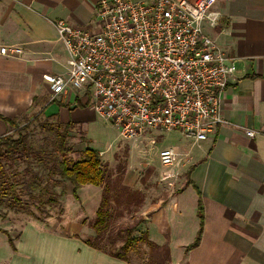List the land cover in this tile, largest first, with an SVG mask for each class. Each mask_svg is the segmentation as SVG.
I'll list each match as a JSON object with an SVG mask.
<instances>
[{"label":"crops","instance_id":"obj_1","mask_svg":"<svg viewBox=\"0 0 264 264\" xmlns=\"http://www.w3.org/2000/svg\"><path fill=\"white\" fill-rule=\"evenodd\" d=\"M96 1L0 0V44L22 48L18 56L0 54V136L11 128L5 118L15 120L34 106V113L43 109L72 123L83 119L71 117L76 108L94 113L92 96L83 90L42 103L49 93L42 73L66 72L67 52L53 20L91 28ZM211 10L217 20L204 21V32L240 63L222 93L223 121L198 142L178 130H150L163 133L151 161L160 163L158 150L171 147L180 153L182 172L145 202L144 232L167 248L169 264H264V0H218ZM172 134L179 138L171 141ZM200 223L198 243L187 247ZM86 239L70 236L68 228L49 233L30 222L13 247L7 241L0 249V264H136Z\"/></svg>","mask_w":264,"mask_h":264},{"label":"built area","instance_id":"obj_2","mask_svg":"<svg viewBox=\"0 0 264 264\" xmlns=\"http://www.w3.org/2000/svg\"><path fill=\"white\" fill-rule=\"evenodd\" d=\"M217 1L97 0L91 28L53 20L67 59L66 72L42 73L50 95L90 94L92 108L125 138L161 129L205 139L223 121L222 93L236 68L203 30L204 21L217 20ZM0 54L22 48L0 44ZM177 154L158 150L169 167Z\"/></svg>","mask_w":264,"mask_h":264},{"label":"rangeland","instance_id":"obj_3","mask_svg":"<svg viewBox=\"0 0 264 264\" xmlns=\"http://www.w3.org/2000/svg\"><path fill=\"white\" fill-rule=\"evenodd\" d=\"M239 64L235 62L236 68ZM58 97L47 93L42 103ZM89 107L94 113L86 108H76L70 112L72 118L83 119L75 121L68 130L66 146L71 149L68 157L72 161L81 158L87 147L98 151L104 168V183H108L111 194L118 195L120 202L116 204L110 200L113 216L103 241L96 247L124 255L128 261L136 264H169L164 250L151 248L138 238L145 233V202L154 201L162 190L171 187L170 182L175 181V177L181 176L182 171L177 166L180 153L172 167L158 163L157 159L151 161V155L157 152V142L163 133L154 135L147 131L138 137L125 138L100 117L91 105ZM38 110V106H34L15 118L18 125L31 121L22 132L25 141L18 150L5 151L2 158L0 229L7 232L12 247L22 229L30 222L49 233H59L68 228L70 236L93 238L94 230L90 223L94 219L104 186L86 184L77 188V196L72 194V184L60 177L56 170L59 160L58 135L63 132L67 121L56 113L46 111L32 120L34 112ZM4 135L17 136L11 128ZM177 138L178 134L170 136L171 141ZM150 165L157 169L145 171ZM67 222L69 225L65 226ZM131 226H134V240L123 253V238ZM6 237L0 231V249L8 245ZM173 255L175 259L178 256L176 252Z\"/></svg>","mask_w":264,"mask_h":264},{"label":"trees","instance_id":"obj_4","mask_svg":"<svg viewBox=\"0 0 264 264\" xmlns=\"http://www.w3.org/2000/svg\"><path fill=\"white\" fill-rule=\"evenodd\" d=\"M54 101V99H50L49 102ZM81 105L88 104V101L83 103H77ZM43 112V109H41L38 113H34L32 120H35L39 115H41ZM8 122L9 126H11L12 130L17 134L16 137L10 136V135H3L0 136V170L2 169V158L5 155V151L8 150H18L21 148L25 141V135L22 133L25 131L30 122L28 121L24 123L23 125H18L17 122L14 119L5 118ZM73 125L72 122L68 121L65 125V128L62 133L58 135V145H57V152L59 155V160L57 162V172L60 177L67 180L72 184V194L74 196H77L76 190L78 187L86 184L99 186L104 185L101 191V197L98 204V207L95 211L94 219L91 221V227L94 230V237L93 238H87L85 240V243L88 245L101 249L103 251V248L96 247L97 244L101 243L104 238V234L107 231V227L109 224L110 218L113 216V210L110 209V200H114L116 204H119V197L118 195L114 196L111 194L110 187L108 183L105 182V176H104V168L103 163L101 160V157L93 148L87 147L83 150L82 157L77 160H70L68 157V152H70V148L66 146V136L68 133L69 128ZM198 213L200 214V217L202 216V206L200 202H198ZM134 229V226L128 227L125 237L123 238V243L121 245V250H123V253H125L128 250V245L134 240V236L132 235V230ZM1 232L6 234L7 241L9 244L11 243V238L7 234V232L4 229H0ZM201 231V223L200 228L198 230L197 236L194 239V241L189 244L187 247H193L198 243L199 235ZM138 240L145 242L148 244L149 247L157 249V250H164L166 257L168 254L167 248L164 246H158L154 242L148 239L146 233H143ZM108 252V251H106ZM109 254L119 257L126 260V257L124 255H119L117 253L108 252ZM168 259V258H167Z\"/></svg>","mask_w":264,"mask_h":264}]
</instances>
